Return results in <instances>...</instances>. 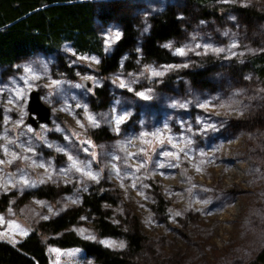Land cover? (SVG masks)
<instances>
[{
    "label": "rangeland",
    "instance_id": "rangeland-1",
    "mask_svg": "<svg viewBox=\"0 0 264 264\" xmlns=\"http://www.w3.org/2000/svg\"><path fill=\"white\" fill-rule=\"evenodd\" d=\"M167 2L129 0L142 15ZM233 5L264 12V0H220L221 21L210 26L200 20L164 43L176 58L172 63L137 61L132 70L120 65L100 76L98 55L64 41L59 53L72 78L52 69L56 55L42 51L4 74L0 68V241L16 246L37 222L76 206L89 181L104 179L103 189L117 201L116 214L132 210L144 236L133 264L252 260L264 243V131L255 120L264 91L249 72L238 80L223 76L209 88H190L181 76L205 57L220 67L264 50V21L239 25L228 9ZM96 25L107 53L120 29ZM169 76V89H159ZM81 80L92 89L106 83L105 107L91 106L93 90ZM32 89L50 109L49 122L36 129L26 123ZM101 125L112 138L94 143L88 130ZM42 184L54 187L53 199L34 194ZM155 194L163 200L162 214L151 208ZM69 230L96 239L85 217ZM99 241L110 248L124 244L121 237ZM45 252L47 264H93L78 247L47 244Z\"/></svg>",
    "mask_w": 264,
    "mask_h": 264
},
{
    "label": "trees",
    "instance_id": "trees-1",
    "mask_svg": "<svg viewBox=\"0 0 264 264\" xmlns=\"http://www.w3.org/2000/svg\"><path fill=\"white\" fill-rule=\"evenodd\" d=\"M219 1L168 0L164 6L142 15L141 8L133 6L129 0H0L1 72L6 73L20 59L42 51L56 55L52 69L57 68L72 78L71 67L59 53L64 41L78 52L98 55L96 72L100 76L111 74L120 65L125 70H132L137 61L145 64L172 63L176 58L164 43L179 39L200 20L210 26L221 21L224 10H219ZM228 9L233 10L239 25L251 28L264 21V12L257 8L233 5ZM97 22L115 23L120 29V35L107 53L102 47ZM202 59L198 66L181 71L190 88H209L211 83L223 80V76L238 80L243 72H249L264 91V50L247 54L239 63L230 60L220 67L209 57ZM169 78L171 76L158 88L169 89ZM217 78L219 80H215ZM105 84L92 89L90 103L97 110L107 103ZM262 96L261 100H256L260 107L254 118L264 131V92ZM150 103L154 101L150 100ZM88 131L94 143L107 142L112 138L105 125ZM89 184V190L81 193L76 206L37 222L31 233L16 246L0 241V264H47V244L58 248H81L93 264H133L145 243L135 214L127 208L123 216L116 214L117 201L103 189L104 179L89 181ZM54 192L52 185L42 184L34 194L51 200ZM155 196L156 206L151 208L162 214L163 200L160 194ZM82 217L91 221L96 239H87L69 230ZM101 237H121L124 244L121 248H110L99 241ZM246 264H264V243Z\"/></svg>",
    "mask_w": 264,
    "mask_h": 264
},
{
    "label": "water",
    "instance_id": "water-1",
    "mask_svg": "<svg viewBox=\"0 0 264 264\" xmlns=\"http://www.w3.org/2000/svg\"><path fill=\"white\" fill-rule=\"evenodd\" d=\"M81 83L87 89H92L89 81L81 80ZM49 118V107L41 101L38 90L32 89L28 94L26 123L31 124L36 129L40 123H48Z\"/></svg>",
    "mask_w": 264,
    "mask_h": 264
},
{
    "label": "snow or ice",
    "instance_id": "snow-or-ice-1",
    "mask_svg": "<svg viewBox=\"0 0 264 264\" xmlns=\"http://www.w3.org/2000/svg\"><path fill=\"white\" fill-rule=\"evenodd\" d=\"M116 38H118V36L116 37ZM179 52H180V54L182 55L183 54V50H179ZM158 74V73H157ZM89 119L90 120H92V118L91 117H89ZM93 123H95V121H93ZM87 175H89V176H92V174L89 172V173H87ZM93 179H95L96 177H92ZM109 247H111L112 246V244L111 243H109V242H105ZM122 246V245H121Z\"/></svg>",
    "mask_w": 264,
    "mask_h": 264
}]
</instances>
